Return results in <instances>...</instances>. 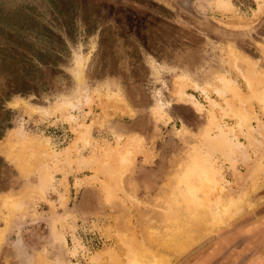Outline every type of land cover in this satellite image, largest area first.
<instances>
[{
  "label": "rangeland",
  "instance_id": "obj_1",
  "mask_svg": "<svg viewBox=\"0 0 264 264\" xmlns=\"http://www.w3.org/2000/svg\"><path fill=\"white\" fill-rule=\"evenodd\" d=\"M225 1L0 0V264H113L126 233L167 264H264V0ZM220 77L235 85L222 96ZM216 120L246 158L212 150ZM126 141L119 177L105 151ZM199 164L238 209L205 230L190 218L198 235L174 247L190 222L180 178Z\"/></svg>",
  "mask_w": 264,
  "mask_h": 264
},
{
  "label": "bare ground",
  "instance_id": "obj_2",
  "mask_svg": "<svg viewBox=\"0 0 264 264\" xmlns=\"http://www.w3.org/2000/svg\"><path fill=\"white\" fill-rule=\"evenodd\" d=\"M218 2L221 3V5L224 9H229L231 7V3L228 1L218 0ZM262 7H264V6H262L261 3H258L254 14H257L258 12H260L262 10ZM250 20H251V18H250ZM239 57H240L239 58L240 64L238 65L239 70L242 73L243 77L245 78L247 85L252 86L251 78L247 74V71L249 70V66H248L249 61L245 57H241V56H239ZM81 62H83L82 59H81ZM80 65H79V67L82 66V65L81 66ZM219 80H220L221 85L215 87L214 90L217 91V93L220 94L221 96L224 95L225 93H227L226 92L227 90H230L235 86V85H233L234 81L230 80L226 77H220ZM261 89L262 90L258 91L259 101L262 104V108H264V88H261ZM183 91L184 90H182V87L180 88V86H179V88L177 90V94H183L184 95ZM113 96H114L113 93L109 94V98L113 97ZM115 96L117 98V94H115ZM209 101H210V99H209ZM213 102L214 101H212V104H213ZM193 104H194V102H193ZM74 105H75V103L72 100H66V101H63L62 105L57 107V109H59L60 111L61 110L65 111V110H68V109H66L67 107L73 108ZM116 105H118V103H116ZM197 106H198V104H197ZM228 106L230 107L229 103H228ZM34 111H36V110H34L32 107L29 108V112H34ZM222 111H223L222 116L228 114L227 110L222 109ZM242 112L243 111L237 112V111L233 110V114L237 117V120H238L237 125L239 127H243V125H245L247 122V120H245V117H244ZM69 115H70V112H69ZM216 126L218 129V133L213 137L211 136L210 137L211 139L209 140V146L212 148V150L218 151V152L220 151L221 152L220 154H224L225 156H230V158L228 157L229 159H231V157L235 159L238 156L237 154H239V153L241 155V158H243V159L246 158L248 152L246 153V148L243 146V144H240V142L237 140L233 128L229 127V131L226 132L223 128V125H221L219 123V120H216ZM83 136H84V133H83ZM13 144L15 145V143H13ZM15 146H17V143ZM19 146L21 147L22 151L27 152L26 149L32 148V151L38 150L39 152H41L40 151L41 149H43L45 146L46 147L49 146V142L47 140H43V139H33V138L27 139V138H25L22 141L21 145H19ZM252 147H254V146L252 145ZM133 150H134V148H133L131 142L126 141L121 146H116V148L114 149L113 152L111 150H109L108 152H107V150L105 151L107 153V156H111V158H113L112 161H114L116 166H117V170H115V171L118 173L119 177H120L122 171L128 166L129 157L131 156L130 153ZM32 153H34V152H32ZM41 153H44V149L42 150ZM33 157H35L34 154H33ZM84 161H86V160H84ZM110 161L111 160H109L107 162L110 163ZM81 162H83V161H81ZM112 168L113 167L108 168V169L112 170ZM104 169L105 168H103L102 170L104 171ZM107 171H110V170H107ZM107 171H105V173ZM218 174L215 173V171H213L211 167H209V169H208L206 166H202L200 164L198 166H194V167L193 166L186 167L185 172L183 173V175L180 178V183L182 184V187H181L182 193L181 194H182L183 198L185 199V201H187V203L190 206L186 209V210H189V211H186V213H187V216H188V219L190 222H189V224L187 223L188 227L186 226V227L181 229V231H180L181 238L180 239L178 238V240L173 239L174 240V242H173L174 247H178V248L182 247L185 242L188 243L190 241H193L194 238L198 235L197 233L193 232V223L191 222V220L196 219L198 221V227L200 229L205 230V229L209 228L210 223L208 224V222H207L208 218L211 219L212 221L215 220V222L218 223V222H221L222 220H224L225 217H230L238 209L237 204H238V201L240 200L239 197H237L235 195L231 196L232 192H230V188L226 187V185H225L226 183L224 184L222 178L219 176L220 174L219 175ZM61 198H63L65 200V197L63 195L61 196ZM12 201H13V199L11 197H8V199L4 200V204L9 205L10 207H14L13 202H15V201H13V202ZM190 218H191V220H190ZM200 229H198V230H200ZM122 233H124V232H122ZM126 234H122V235L119 234L120 236L118 237L120 242H122L123 246L126 248L124 259L118 258L119 256H117V255H115V256L111 255L110 259H111L113 264H167L168 260H165L163 257H161L160 261H159V256L156 255L154 252H151L150 248L146 247L147 246L146 244H144V243L142 244V241L135 240L136 238H134V237L136 235L134 236V234H132L129 236L127 234L128 235L127 236ZM195 234H197V235H195ZM155 257H157V258H155Z\"/></svg>",
  "mask_w": 264,
  "mask_h": 264
}]
</instances>
